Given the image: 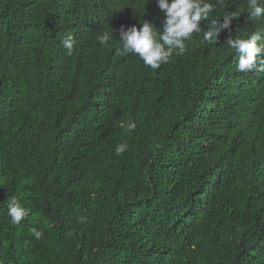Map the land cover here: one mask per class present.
<instances>
[{
    "label": "trees",
    "instance_id": "1",
    "mask_svg": "<svg viewBox=\"0 0 264 264\" xmlns=\"http://www.w3.org/2000/svg\"><path fill=\"white\" fill-rule=\"evenodd\" d=\"M210 2L243 12L152 69L120 30L162 28L156 0H0V264H264V71L226 44L264 17Z\"/></svg>",
    "mask_w": 264,
    "mask_h": 264
},
{
    "label": "clouds",
    "instance_id": "2",
    "mask_svg": "<svg viewBox=\"0 0 264 264\" xmlns=\"http://www.w3.org/2000/svg\"><path fill=\"white\" fill-rule=\"evenodd\" d=\"M220 0H217L219 3ZM158 8L163 12L162 28L153 23L143 21L138 28L133 25L126 30H120L122 48L120 55H137L143 63L152 68H158L167 62L173 54L182 55L186 51V42L191 41L193 34H202L203 42L217 44L219 34L229 29L232 22L238 20L243 12L229 11L221 18H212L216 4L210 0H156ZM264 0H247V20H259L264 17ZM210 21L206 30H202L201 22ZM159 29V31H157ZM264 37V32L256 31L246 34V38H228L226 44L234 50L238 57L236 71L247 73L264 71V43H258ZM112 35L105 33L98 37L101 45H106ZM67 54L71 55L74 42L71 36L63 40ZM129 131L136 128L135 122L126 125ZM127 143L116 146L115 154L122 155L127 150ZM7 215L13 225H19L28 215L27 209L15 198L7 200ZM30 232L36 239L42 237V232L33 227Z\"/></svg>",
    "mask_w": 264,
    "mask_h": 264
}]
</instances>
